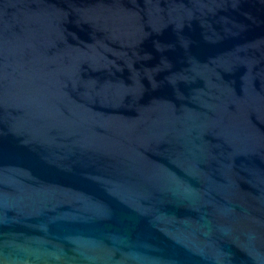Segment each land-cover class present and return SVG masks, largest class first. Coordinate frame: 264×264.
Returning a JSON list of instances; mask_svg holds the SVG:
<instances>
[{"label":"water","instance_id":"1","mask_svg":"<svg viewBox=\"0 0 264 264\" xmlns=\"http://www.w3.org/2000/svg\"><path fill=\"white\" fill-rule=\"evenodd\" d=\"M0 264H264V0H0Z\"/></svg>","mask_w":264,"mask_h":264}]
</instances>
